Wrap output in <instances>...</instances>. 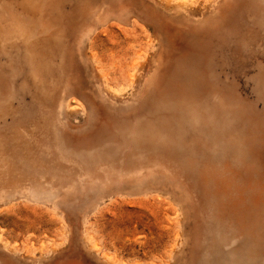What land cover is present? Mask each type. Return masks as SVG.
<instances>
[{
    "label": "rangeland",
    "instance_id": "374dc122",
    "mask_svg": "<svg viewBox=\"0 0 264 264\" xmlns=\"http://www.w3.org/2000/svg\"><path fill=\"white\" fill-rule=\"evenodd\" d=\"M0 264H264V0H0Z\"/></svg>",
    "mask_w": 264,
    "mask_h": 264
}]
</instances>
